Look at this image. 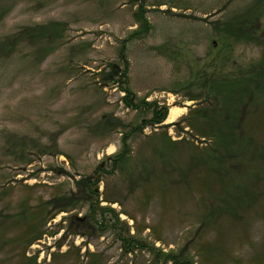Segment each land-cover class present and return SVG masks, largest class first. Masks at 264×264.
Listing matches in <instances>:
<instances>
[{"label": "rangeland", "instance_id": "1", "mask_svg": "<svg viewBox=\"0 0 264 264\" xmlns=\"http://www.w3.org/2000/svg\"><path fill=\"white\" fill-rule=\"evenodd\" d=\"M248 11L264 39V0H0V264H264V174L224 192L179 180L213 144L185 119L231 71L216 28ZM120 51L136 100L185 113L127 108L100 77ZM263 56L251 42L233 59ZM246 127L259 152L235 164L263 173L264 115Z\"/></svg>", "mask_w": 264, "mask_h": 264}, {"label": "trees", "instance_id": "2", "mask_svg": "<svg viewBox=\"0 0 264 264\" xmlns=\"http://www.w3.org/2000/svg\"><path fill=\"white\" fill-rule=\"evenodd\" d=\"M246 14L226 22L220 29L216 28L219 31L218 44L221 45L222 50L226 51V56L222 60L219 61V56L216 58V64L221 61L224 64L226 61L225 66H221V69L231 67V71L226 70V74L213 75L211 80L207 81L208 84H203L208 91L207 101L211 106L196 108L185 119L187 127L192 130L195 136L210 140L213 144L211 148L204 150L206 152L203 154L197 153L196 149L191 147L190 152L193 154L190 159V172L185 176H179V180L187 181L190 180L193 173H201L202 176L196 177V180L203 182L207 189H210L212 183L225 188L221 192L227 191V188L232 184L238 185L237 179H244L246 171H251L257 179L261 177V174H264L257 168V172H253L248 166H245L242 171L243 169H239L240 167L235 164L238 161L240 165L245 163V155L252 147V150L256 151L254 154L259 152V149H255L259 146L253 144L254 137L248 140V136L251 134L246 124L247 121L261 118L264 115V56L246 66L236 63V60L233 59L236 47L240 44L256 42L258 46L264 47L263 36L258 33L260 26L258 23L255 24V21L260 19L259 14L253 13V11H248ZM258 17L259 19H257ZM121 51L119 60L123 67L118 69L116 64L112 63L108 66L109 73H106L105 70L100 71L102 82L122 85L121 90L123 89L126 93L123 101L127 107L139 110L147 106L152 110L154 123H162L166 119V109L164 112L159 111L157 102L149 104L144 100H136L135 95L128 88L123 87L126 84L123 80L127 78L129 67ZM145 125L146 123H143L139 129H144ZM256 132L252 130L253 134ZM123 153L124 155L120 154L114 160V168L126 159L127 152ZM251 159H248L247 162H252ZM253 159L255 160L254 157ZM261 160H264V156ZM227 164L232 168L231 173L226 171V168L224 169ZM228 180L229 183H227ZM99 182H101L100 176L96 178L95 182L93 181L96 194H98ZM86 184L90 188L92 180H88ZM89 191L92 193L91 189ZM75 204L72 203L69 208L74 209Z\"/></svg>", "mask_w": 264, "mask_h": 264}, {"label": "bare ground", "instance_id": "3", "mask_svg": "<svg viewBox=\"0 0 264 264\" xmlns=\"http://www.w3.org/2000/svg\"><path fill=\"white\" fill-rule=\"evenodd\" d=\"M186 109L182 108H171L166 119V123H172L176 121L183 113H185ZM112 150V149H111Z\"/></svg>", "mask_w": 264, "mask_h": 264}]
</instances>
